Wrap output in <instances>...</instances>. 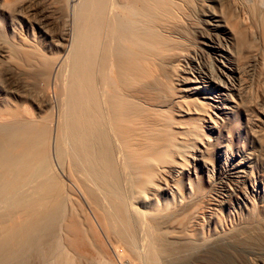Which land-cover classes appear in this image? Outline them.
<instances>
[{"label": "bare ground", "instance_id": "6f19581e", "mask_svg": "<svg viewBox=\"0 0 264 264\" xmlns=\"http://www.w3.org/2000/svg\"><path fill=\"white\" fill-rule=\"evenodd\" d=\"M113 1H81L79 11L82 16L79 26L76 25L78 31L74 27L77 31V38L74 39H78V42L65 54L68 44L66 34L62 33L61 41H57V37L55 41L49 35L50 31L47 32L48 29L43 30L40 24L36 28L31 17L24 14V8L33 5L35 0H29L28 3L23 0L19 3L16 0H0V31L2 25L9 31V36L5 32L0 35V62H8L18 80L14 79L20 86L23 84L24 89H28L31 84L28 86L25 82L36 73L42 82H49L55 66L63 69L59 66L67 57L64 54H69V59L74 57L71 66L73 72L71 70L70 75L72 79L69 81L68 101L71 107L68 111L71 112L70 116H66L69 118L66 119L69 121L68 130L70 129V136L69 133L67 136L71 137V142L70 138H65L73 148L65 143L69 146H66L69 150H65L71 153H68L70 156L66 153L68 160L77 156L80 160L79 164H75L76 159L69 164H62L60 158L57 162L60 172L80 192L76 198L82 196L93 214L92 218L84 210L77 208L74 195L69 196L67 193L71 191L64 190L59 177L52 173V153L49 150L52 145L58 147V141L52 144L53 138L48 140L46 134L38 130L37 145L41 144L42 148L38 149L35 145L36 148L31 146L23 151L18 149L20 152L15 154L7 149L12 144L15 145L24 133L28 134L30 131L31 134L35 130L34 127L31 128L29 120L37 116H33V110L29 106L21 107L22 112H19L23 103L21 101L25 102L31 96L33 102L39 103L40 99L47 98L46 94L40 92L38 95L35 93L36 95L27 96L24 92L21 96L10 92L8 96L2 95L0 118L10 114L24 123L29 122L23 124V135L18 133L20 131L10 129L11 126H2L5 128L4 140L8 141L9 146L2 140L7 147L3 148L1 146L4 145L0 142V167L3 171L0 173V184L6 179L3 181L5 186L2 183L5 193H13L12 196L18 197L20 202L17 203L19 207H15L18 198L13 197L17 200L14 205L9 200L11 197L8 199L11 202L6 201L7 198L2 200L3 203L0 201V264L92 262L103 252L102 235L109 242L112 241V244L125 247L122 253L115 249L123 263L126 258L133 260L143 253L139 252V247L144 234L150 242L146 246L154 248L152 251L156 250L159 255L156 252L152 254L149 247L150 252L147 249L145 251L154 257L160 256L161 261L165 262L180 253L178 251L181 248L176 251L177 247L175 249L171 246L174 238L184 240L186 249L198 250L207 244L206 231L211 232V239L216 242L212 253L222 256L224 264H232L234 256H231L230 250L243 254H263L264 192L262 194L258 182L252 183L256 178L253 166L248 162L251 154L246 150L240 151L238 156L242 162L239 169H232L230 182L234 186L236 201L247 199L251 191L258 194L259 204L250 201L247 205L245 203V207L239 212L244 217L243 222L226 232L219 205L222 201L219 202V199L212 196L211 199L204 200L205 191L196 186L191 170L195 169L197 172L198 166L204 169L209 164L207 155L211 151L212 140L205 128L222 134L220 128L232 120L236 121L240 116L238 109L242 100V70L256 64V58H252L247 44L249 39H257L256 37L264 42V0H226L228 5H224L221 0H213L218 3L219 10L211 14L216 24L208 30L209 42L211 48L227 60L226 63L223 62L224 67H218V72L197 63V55L189 58L187 48L178 37L172 36V32L152 25L155 24L160 8H165L166 0H124L120 3L122 17L117 19H112V13L110 17L107 11L109 6L119 3ZM164 14L161 15L164 17ZM253 24L257 25L255 31ZM45 25L43 28L48 26ZM39 29L43 33L38 36ZM44 36L48 39L47 43L41 39ZM46 44L47 50L52 51L51 56L44 53L40 46ZM55 50L59 53L57 57H53ZM189 59L197 64L192 65L186 77L179 80V70L184 67V63L189 64ZM67 61L70 60L64 63ZM43 69L45 73L42 72ZM178 81L189 83V87L182 90L186 94L181 96L176 88ZM204 91L207 95H204ZM261 97L264 99V94ZM182 103L186 109L182 107ZM175 106H178V116H188L189 125H175L173 116L176 113L172 112L175 111ZM208 121L211 124H206ZM246 122L250 124L249 119ZM59 126L58 129L54 128L58 133L61 128ZM33 132L36 133V130ZM56 139L55 136L54 140ZM48 141L51 143L49 148ZM70 147L76 156L71 157ZM63 153V159H67L65 152ZM30 167L38 169L34 171L41 173L42 183L37 189L36 186L33 187L34 193L29 196L28 192H23V187L31 181ZM80 171L91 179L97 191L88 186L87 180L80 176ZM38 176L34 178H39ZM262 176L264 175L257 177ZM97 192L103 194V199H99ZM125 192L131 193L130 200L126 198ZM204 201L211 203V207L205 206ZM9 205L14 208H9ZM205 210L209 211L206 215L203 212ZM143 218L147 219V233L141 228ZM183 249L184 245L182 252ZM150 254L147 256L153 259L145 261L157 264Z\"/></svg>", "mask_w": 264, "mask_h": 264}, {"label": "rangeland", "instance_id": "374dc122", "mask_svg": "<svg viewBox=\"0 0 264 264\" xmlns=\"http://www.w3.org/2000/svg\"><path fill=\"white\" fill-rule=\"evenodd\" d=\"M16 1H18V3H19L22 0H16ZM23 1L24 2L26 1V3L29 2V0H23ZM81 1L82 0H35V3L33 5H30V7L27 6L26 8H24V9H26V11L23 10L25 12V13L24 12L23 13L26 16L29 15L31 17V19L33 20L32 23L35 24L36 28L38 27L39 24L41 27L42 26L44 27V25H45L44 23H46L45 26H47V24H48L47 27H45V28L42 27V29L45 31H47V29H48L47 32L50 31L49 35H51L52 38L54 37L53 39L55 41H56V39H55L56 37L58 38L57 41H61L60 37H61L62 33L66 34L67 43H68L67 47H66V51H65V54H66V52L70 51L69 50L70 47L73 46V44L77 45V42H78V39L76 41L74 38H77V36H76L77 35L76 33L78 31L77 26H79L80 20H81L80 16H82V12L79 11V10H81V9H79L80 5H81ZM122 1L124 2V0H121V1L120 0H117V1L114 0L113 3L114 2H119V3L118 4L114 3L113 7L109 6L108 9L110 10V8H111L112 10H110V11L107 10V11L110 13V17H111V13H112V17H113L112 19H114L115 17H116V19L119 17H122V15L120 14L121 13L120 12V3ZM166 2L167 3L165 5V8H160V10H159V8H157L160 12L157 13L158 17L156 15V18L154 20L155 24H152V25H154V27H156L160 30L164 29L166 31L168 30V31L172 32V34H173L172 36L178 37L179 40L187 48L189 58H191L192 56L194 57V55H197V57H196L197 63H200V65H203L208 70L209 69H215L216 72H218V67H224L223 62L226 63L227 60H226V58H222V56L220 54H218V52H215V49L211 48L212 45H211V42H209L210 40H209V35H208V33L210 34V32H208V30L211 29L212 26H214L216 24L214 19L211 17L212 16L211 14L214 11L219 10L218 3L214 2L213 0H168V1L166 0ZM221 2H223L224 5H228L226 0H221ZM166 6H168V7H166ZM28 7H29V9H28ZM166 8H168L167 9L169 11L168 14H167L168 11L165 10ZM161 11L163 13H161ZM77 12H79L80 15ZM164 12L166 15L164 14ZM161 14H164L165 16L163 17V15H161ZM38 22H40V23H38ZM75 26L77 27V31H76V28H74ZM255 26H257V25L255 24L254 27ZM64 30H66V31H64ZM255 30H256V27L254 28V31ZM1 32L2 33L5 32V34H7L9 36V34H8L9 31L7 30L5 25H2L0 35H1ZM42 33H43V31L41 29L37 30L38 36L41 35ZM44 34H45V32H44ZM74 34L76 37L73 36ZM68 35H69V37H68ZM256 38L257 39H255V38L249 39V43L247 44V48H249V50H251L252 58H256V64H253V65L251 64L249 66H246L242 70L243 82H242V87L240 90V92H241L240 95H241L242 100H241V107L238 109V111L240 112V116L237 118L236 121L232 120L231 122L224 124V127L220 128V132L222 134H219L218 131L215 132L209 128H205L206 133L208 134V136L212 140L211 151L207 155V159H208L209 164L204 169L203 168L201 169L200 166H198L197 172H195V169L191 170V176L195 180L196 186L202 187L205 191V196L203 199L209 200V199H211L210 196H212L213 198L219 199L218 200L219 202L222 201L221 203H219V205L221 207V213L223 216V222L222 223L224 224L223 228L225 229V232H226V230H232L238 224H241L243 222L244 219H242V218H244V217H243V215L239 214V212L241 209H243L245 207V205H247L249 203V201L254 202L256 205L259 204V200H257L258 194H255L254 192H251V191H249V193L247 195V196H249V197H247V199H249L248 202H247V199H240L239 201H236V199H234L236 194L233 195V192H235V190H234L233 184L230 182V176L232 173V169L233 170L239 169V166L242 162L241 157L238 156L240 151L246 150V152L251 154V156H250L251 160H249L248 162H250L249 163L250 166H253V173H254L255 178H256V180L252 181V183H254L255 181L258 182V184H260V189L262 190V194L264 192V176H262L261 178L257 177L260 175H264V99L261 97L264 94V62H263L264 61V42L259 37H256ZM41 39L42 40L44 39L43 41H45L46 43L48 42V41H46V39H47L46 36L42 37ZM74 41H76V42H74ZM47 45L48 44L43 45L44 47L42 45H40V46H41V48H43L42 50L44 53L46 52V53H48V55L50 54L49 56H51L52 51L49 52V50H47ZM55 52L57 53V50H55ZM58 52H59V50H58ZM56 53L54 54L53 57H57L56 55H59V53H57V54ZM65 54H64V57L65 56L70 57L69 54H67V55H65ZM67 57H65L66 59L64 58L65 61L66 60H70V61L69 62L67 61L66 63H64L65 62L64 61L63 64L61 65L62 67L59 66L61 69L63 68L62 70L57 68L58 65L55 66V68H54L55 72H53L52 79L50 80L51 82L50 81L47 82L46 80H43V82H42L41 77L38 76V74L36 73V75H33L32 78H29L28 80L26 79L28 82H25V83H27L28 86L31 84L28 89L27 88L24 89L23 84H21L22 86H20V83L15 80V79H17L15 72L13 71L14 72L13 73L11 71L12 69L10 68V65L7 64L8 62H6V64H5V61L3 62L4 64L2 62H0V63H2V64H0V97L5 96L6 94H7L6 96H8L11 93L12 94L13 93L19 94L22 96V95H24V92L26 93L25 95H27V96H30L29 94H31L33 96V94H35V93L38 95V93H40V92H41V94L42 93L46 94L47 98H45V100L44 99L41 100L40 99L41 95L39 94V99L41 101V102L39 101V103H40V105L42 104L41 106H39L38 102H36V101L33 102L31 99L32 98L31 96H30L31 98L29 97V99L26 100L25 102L21 101L24 103V106H23V103H21V102H19V103H21V105L19 103H16V104H19L20 108L21 107L24 108L25 106L26 107L29 106L30 110L31 111L33 110L32 113L35 114V115L33 114V116L34 117L37 116V117L33 118L35 120H33V119L29 120L31 122H29L28 120L27 121L32 125V127L30 125V127L32 129L34 127V129L36 130V133L38 130H39L38 132H40L42 130L43 133L46 134L48 140H52V138H53V140H52L53 142L51 141L52 144L53 143L56 144L57 141L59 142L58 147H57L54 145L51 146V143L48 141V143H50L48 148L51 146L49 152L51 151V153H52V154L50 153L52 156V168H53L52 173L55 176L57 175V177H59L61 187L65 188L64 190H66L67 192L69 190L71 191V192H68V193L66 192V193L69 196L74 195V198H76L77 194L80 195V192L66 179V177L63 175V173L60 172V168H59V165L57 162L59 160V158H60L61 162L65 161L64 163L62 162V164H66V162H67V164H69L71 162L74 163L75 159H76L75 164H77L79 162L78 160H80V159H78L79 158L78 156L76 158L73 157V156H76V155H73V152L75 154V151L73 149H72L73 151L71 150V147L73 145L71 143H69L68 140L66 141V139L70 138L69 140L71 142V137L67 136L68 133H69L68 135L70 136V131H69L70 129L68 130V128H69L68 122L69 121L67 119H69V118L66 116H70V112H71V110L68 111V109H70V107H71V106H69L70 103L68 101L69 97H70L69 81H71V79H72V77H70V75H72L71 70L73 72V67H71V66H72L73 60H74V57H72L70 59ZM188 61H189L188 62L189 64H187V62L184 63V67L180 68V70H179V80H181L182 77H186V74H187V72L190 71L192 65L197 64V63H195V61H193L191 59H189ZM42 72L45 73L44 69L42 70ZM220 77L222 79L225 78L221 75H220ZM13 81H16V82H13ZM176 86H177L176 88L178 90V93L181 96V95L186 94L182 90L189 87V83H184L183 81H178ZM44 88H46V89H44ZM3 89H6V90H3ZM67 92H68V95H67ZM204 93H205L204 95H207L206 91H204ZM261 93H262V95H261ZM48 96H49V98H48ZM64 98H65V100H64ZM46 99H47V101H46ZM45 101H46V103H45ZM212 103H215V102H212ZM182 105H183L182 107L184 109H186L185 104L182 103ZM20 108H19V110H20L19 112H22L21 111L22 108L21 109ZM172 112H174V114L175 113L177 114V115L175 114V116H173L175 119V125L176 126H182L183 127V126L189 125L190 122H188L189 120H188L187 115H184L182 117L178 116L179 115L178 114L179 113L178 112V106H175V111L172 110ZM7 113H8V111H7ZM10 113H12V112H10ZM6 115H8V114H5V116H4L5 118L4 117L0 118V121H1L0 122V142L2 140H4V136H3L4 135V129H5V128L3 129L4 126H7V125L9 127L11 126L10 129L12 128V130L15 132L20 131L18 133H20V134L22 133L21 135H23V132H21V129L23 131V128H22V127H24L23 124H26V123L28 124V122L24 123L21 120H17V117H15V116H12L13 117L12 118L10 116V114L8 115L10 117H8ZM36 118H37V120H36ZM246 119L250 120V124H248L246 122ZM66 120H67V122H66ZM58 122L61 125L58 124ZM66 123H67V125H65ZM206 124H211V123L208 121V122H206ZM57 125L58 126L60 125L59 127H61L59 133L57 132V130L54 129ZM15 126H18V127L15 128ZM58 126L56 127V129H58ZM31 128H30V130H32ZM35 130H32V132H31L32 135L30 134V131H28L29 133L27 132L28 134L24 133L25 135L21 136V139H19L20 142L18 140L19 144H17L18 143L17 142L15 144L16 146L14 144L9 146V144H7L8 141L5 142L6 140H4L2 142H4L5 145L7 144V147L9 146L11 148H7L2 142L1 143L5 147L4 146H1V147L7 148L8 151L9 150H10V152L12 151L13 154H15V152L18 153L20 151L26 150L31 146H33V148H34L35 145H36V147H39L38 149L42 148L41 144H39V146L37 145L39 143V141H38L39 139L37 140L39 133H37V134L34 133L33 131H35ZM64 131L66 132L65 134H64ZM51 133L54 134V137ZM55 136L57 137V139L58 138L59 139L54 140ZM65 143H69V145H71V147H70V150L72 152L71 157H73V158L70 160H68V159H69V156L71 155V153L69 151H67V150H69V148H68L69 146H68V144H65ZM66 146H68V147H66ZM52 147L53 148L57 147V148L53 149ZM66 148H67V150H65ZM57 149H59L58 151H60V153L57 152ZM225 149H227V151ZM53 150L55 151V153ZM61 150H63V152H65V158L68 157L67 159H63L64 153L61 152ZM66 153L67 154L70 153V155L68 154L69 155L68 156ZM59 154H61L62 157ZM55 155H59L60 157L58 156L56 158ZM31 169H32L33 179L30 176L29 178L31 179V181H30L29 185L26 184V186L23 187V192L24 193L26 192V194L29 193V196L33 195V193H34V192H32L33 187L36 186V189H37L38 186L41 185V183H42L41 182V180H42L41 179V177H42L41 173H39V172L35 173V171H37L38 169H36V167L35 168L30 167V170ZM0 171H2L1 167H0ZM80 172H81L80 176L85 181L87 180L86 182H87L88 186H91V189H93V188L95 189L94 183L90 181L91 179L89 180L88 176L84 172L83 173H82V171H80ZM0 173L2 174L3 171ZM33 173L36 175H34ZM1 174H0V176H1ZM38 174H40V175L38 176ZM34 176H38L39 178H37V177L34 178ZM9 178H12V177H9ZM3 181H6V179H4ZM3 181L0 184V188L3 187L0 189L2 191V192L0 191V194L3 193L0 196V199H1L0 201H2L4 198L5 199L3 201H5L6 198H7L6 201H8V199L11 197L9 200H12L13 201L12 203L14 205V201H17L16 199L18 197L12 196L14 194L13 193L10 194L11 192H9V191L6 192L7 194L9 193L8 194L9 196L5 193V190H4L5 183ZM35 181H37V182H35ZM2 183L4 186L2 185ZM125 189L127 190V188H125ZM34 191H35V188H34ZM95 191H97V190L95 189ZM30 193H32V194H30ZM125 193H126V198L128 200H130V198H132L131 193L130 192H125ZM97 194H98V197L100 196V198H99L100 200L103 199V194L98 193V192H97ZM4 195H7V196L4 197ZM226 195H228V196H226ZM13 197H15L16 199ZM78 198L81 201L76 198L77 204H78L77 208L84 210L86 215L88 214V216L93 218V214L91 212L92 209L90 210L91 207L88 206V204L86 203V201L83 199L82 196H78ZM228 198H229V200H228ZM3 201H2V203H3ZM227 201H228V203H227ZM8 202H11V201H8ZM19 202H20V199L18 198V201L15 202L14 206L19 207L17 205V203H19ZM101 202L106 204V202L104 200H102ZM204 202L206 203L205 206H209L211 204V203H208V201H204ZM229 202H232V204L230 205ZM12 203H10L11 206H13ZM11 206L9 208H14ZM105 206H107V205H105ZM210 207H211V205H210ZM212 207H214V206H212ZM203 212L206 215L209 211L205 210ZM244 214H245L244 216H246V219H247L246 213H244ZM142 220H143L142 221L143 224H142L141 228L146 230L145 228H147V225H146L147 219L143 218ZM145 221H146V223H145ZM143 225H144V227H143ZM145 232L147 233V230ZM119 233H121V232H119ZM210 233L211 232L208 233V231H206L207 244L204 245L205 247L203 246L204 248L201 247L202 249L199 248L198 250H189L188 248L186 249V244H185L184 240H181V239L179 240L178 238H174L175 240H173V242L176 245H174L171 242V244H172L171 246H173L175 249L177 247L176 251H178L180 248L182 249L183 245H184V249H183V252L181 251V249L178 251L181 254L178 253L177 254L178 256L176 255V257H173L174 260L172 258H168L169 259V260L167 259L168 262L167 261L162 262L163 260L160 259V256L158 258L156 257V255L158 256L159 253L156 252V250L152 251V250H154V248L150 249V247L148 246L149 245L148 243H150L149 238L148 239L145 238V234H144V235H142V240L145 243L143 241H141V244L139 247V249H141L139 252H143L144 254L140 253L141 258H140V255H138L137 258H135L133 260L131 258H130V260H129V258H126L127 260L126 259L123 260V263L121 262L122 258L120 259L115 251L118 249L117 251L118 252L120 251L119 253H122V251L125 249V247H123V245L121 247L120 244H119L120 246L118 244L117 245L112 244L111 243L112 241L109 242V240L106 238V236L102 235L103 237L101 239H103L105 241L104 242L102 240V242H103L102 243L103 246L101 245L102 251H103L102 254H100V256L98 258L94 259L92 262L89 261L90 262L89 263V262L85 261V262H82V264H103V263L104 264H125V262L128 263L127 262L128 260L130 262L128 264H147V263L150 264L149 262L151 261V259H153V258H150L147 256L148 254H150L149 253L150 250H151L152 254L154 252L158 253L155 255V257L150 254L151 257H154L156 259L155 261H157L156 262L157 264L159 263L158 260H160V263H162V264H175L176 261H177L176 264H224V262L222 260V256L215 255V253H212L213 252V245L216 242H214V240L211 239L213 237H211ZM143 236L145 239L143 238ZM146 240H148V241H146ZM180 243H182V245ZM146 244H148V245L146 246ZM179 245H181V247H179ZM148 247L150 250H148ZM146 249L149 252H146L145 251ZM185 249H186V252L184 251ZM105 254H107V255H105ZM182 254H183V256H182ZM230 254H231V256H234V258L232 260V264H264V253L263 254H261V253H256V254L251 253L250 254L247 252V253L243 254L240 252L238 253L235 250H230ZM175 258H177V259H175ZM145 259H147L149 262H147V260L145 261Z\"/></svg>", "mask_w": 264, "mask_h": 264}]
</instances>
